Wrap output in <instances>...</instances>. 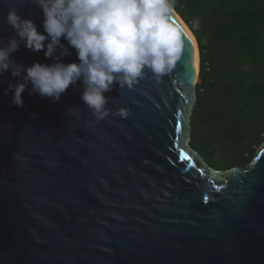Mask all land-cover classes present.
I'll return each mask as SVG.
<instances>
[{
  "label": "water",
  "instance_id": "95a60500",
  "mask_svg": "<svg viewBox=\"0 0 264 264\" xmlns=\"http://www.w3.org/2000/svg\"><path fill=\"white\" fill-rule=\"evenodd\" d=\"M10 7L44 32L38 6L0 0V40L16 36ZM172 21L187 25L176 10ZM192 34L161 80L114 82L103 119L82 82L56 103L29 85L23 108L0 83V264H264V144L228 171L189 146L201 71ZM61 42L71 52L62 62H79ZM11 58L54 62L23 43ZM0 81L16 83L10 72Z\"/></svg>",
  "mask_w": 264,
  "mask_h": 264
},
{
  "label": "clouds",
  "instance_id": "9594fccd",
  "mask_svg": "<svg viewBox=\"0 0 264 264\" xmlns=\"http://www.w3.org/2000/svg\"><path fill=\"white\" fill-rule=\"evenodd\" d=\"M44 16L41 33L31 19L10 7L6 23L16 33L0 40V75L10 72L16 83H6L4 94L12 93V105L23 108L22 94L59 102L70 85L82 82L81 99L97 119L109 114L104 93L129 89L150 72L159 81L176 67L187 36L184 25L173 23L174 0H27ZM26 0H21L24 6ZM199 21H193L194 26ZM19 37L17 39L16 37ZM74 48L79 62L63 63ZM21 43L33 52H44L52 64L16 62L11 54ZM77 108L69 107L65 115ZM34 118V114H33Z\"/></svg>",
  "mask_w": 264,
  "mask_h": 264
},
{
  "label": "trees",
  "instance_id": "16d2710c",
  "mask_svg": "<svg viewBox=\"0 0 264 264\" xmlns=\"http://www.w3.org/2000/svg\"><path fill=\"white\" fill-rule=\"evenodd\" d=\"M174 8L200 52L189 146L214 170L247 168L264 144V0H174Z\"/></svg>",
  "mask_w": 264,
  "mask_h": 264
},
{
  "label": "bare ground",
  "instance_id": "6f19581e",
  "mask_svg": "<svg viewBox=\"0 0 264 264\" xmlns=\"http://www.w3.org/2000/svg\"><path fill=\"white\" fill-rule=\"evenodd\" d=\"M185 24V23H184ZM186 28L189 30V32L192 34L191 30L189 29V27L187 25H185ZM192 36L194 37L195 41H196V38L195 36L192 34ZM196 44H197V41H196ZM200 65V52L198 50V47H197V66L199 67Z\"/></svg>",
  "mask_w": 264,
  "mask_h": 264
},
{
  "label": "snow or ice",
  "instance_id": "6c2138e0",
  "mask_svg": "<svg viewBox=\"0 0 264 264\" xmlns=\"http://www.w3.org/2000/svg\"><path fill=\"white\" fill-rule=\"evenodd\" d=\"M186 48L190 51L191 45L190 44H186Z\"/></svg>",
  "mask_w": 264,
  "mask_h": 264
},
{
  "label": "rangeland",
  "instance_id": "374dc122",
  "mask_svg": "<svg viewBox=\"0 0 264 264\" xmlns=\"http://www.w3.org/2000/svg\"><path fill=\"white\" fill-rule=\"evenodd\" d=\"M197 47H198V44H197ZM198 50H199V47H198Z\"/></svg>",
  "mask_w": 264,
  "mask_h": 264
}]
</instances>
